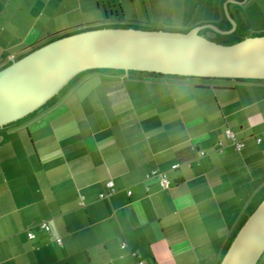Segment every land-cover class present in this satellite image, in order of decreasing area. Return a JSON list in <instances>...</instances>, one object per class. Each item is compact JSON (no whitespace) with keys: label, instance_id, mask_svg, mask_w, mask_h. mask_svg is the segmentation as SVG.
I'll use <instances>...</instances> for the list:
<instances>
[{"label":"crops","instance_id":"obj_1","mask_svg":"<svg viewBox=\"0 0 264 264\" xmlns=\"http://www.w3.org/2000/svg\"><path fill=\"white\" fill-rule=\"evenodd\" d=\"M254 1L143 0L170 12L226 4L238 17ZM97 4L0 0V70L110 22H94ZM196 26L236 32L226 16ZM58 97L0 129V264H136L130 251L146 264H221L264 201V81L109 70L84 74ZM152 171L167 173L170 188L147 180ZM110 181L115 194L100 199ZM42 223L51 231L36 227L30 240Z\"/></svg>","mask_w":264,"mask_h":264},{"label":"water","instance_id":"obj_2","mask_svg":"<svg viewBox=\"0 0 264 264\" xmlns=\"http://www.w3.org/2000/svg\"><path fill=\"white\" fill-rule=\"evenodd\" d=\"M187 33L97 29L50 42L0 70V129L39 112L79 75L115 70L198 79L264 81V36L234 45L209 26ZM229 34V33H228ZM264 255V201L238 232L221 264H258Z\"/></svg>","mask_w":264,"mask_h":264},{"label":"rangeland","instance_id":"obj_3","mask_svg":"<svg viewBox=\"0 0 264 264\" xmlns=\"http://www.w3.org/2000/svg\"><path fill=\"white\" fill-rule=\"evenodd\" d=\"M257 1V0H256ZM254 1L251 5L244 8L241 7L239 10L240 16H236L231 9L228 11L226 4L223 8H215L212 4L209 8L203 7L199 11H195L194 8H183L179 7L174 12L166 11L165 9H155L145 5L143 0H98L100 9L96 8L94 14H91L94 22L97 20L107 21V17L110 22L89 24L83 26L81 30L97 29L101 27H112L119 26L123 28L143 30V31H162L170 30L177 32H189L196 28L197 24L203 20H218L220 17L226 16L227 22L230 23L233 33H220L216 38L212 40L220 45H234L247 38L259 37L264 35V1L258 0L256 4ZM208 2V0H203ZM235 17L234 21L232 17ZM82 20V19H81ZM80 20V21H81ZM196 26V27H195ZM211 33V28L208 26L200 32V34L206 36ZM188 82H212L202 81V79L193 78L187 80ZM72 81V83H74ZM70 85L66 87L69 88ZM66 89L59 95L62 96ZM58 97V98H59ZM57 98V99H58ZM233 133L234 130L232 131ZM236 134V133H235Z\"/></svg>","mask_w":264,"mask_h":264},{"label":"built area","instance_id":"obj_4","mask_svg":"<svg viewBox=\"0 0 264 264\" xmlns=\"http://www.w3.org/2000/svg\"><path fill=\"white\" fill-rule=\"evenodd\" d=\"M226 138L232 142V144L235 146V148L238 150V151H242L245 147H246V144L242 141H240L237 136L235 135V133H233L231 130H227L226 131ZM258 143H261V139H258L257 140ZM219 151L220 152H223V142H220L219 144ZM202 155H205L204 152H202ZM147 180H151V179H156L158 180V183L160 185V187L163 189V190H167L170 188L171 186V182H170V179H169V176L167 173H164V172H160V171H152L151 173H149L147 176H146ZM106 187H107V190L108 192L107 193H102L100 194V199H107L109 198L110 196H112L113 194H115L116 192V189H115V185H114V182L113 181H110V182H107L106 183ZM132 193L129 192V195H131ZM36 227H39L41 230L45 231V232H50L51 231V227L47 224V223H42V224H39L38 226H35V225H32L28 231V238L30 240H34L36 238V234L34 233V229ZM61 240H59L58 242H60ZM121 248L123 250H128V244L127 243H123ZM130 255L136 259L137 263L136 264H146L143 260H138V254L136 252H132L130 251Z\"/></svg>","mask_w":264,"mask_h":264},{"label":"trees","instance_id":"obj_5","mask_svg":"<svg viewBox=\"0 0 264 264\" xmlns=\"http://www.w3.org/2000/svg\"><path fill=\"white\" fill-rule=\"evenodd\" d=\"M105 28H112V29H129V28H123V27H119V26H112V27H101V28H97V29H105ZM97 29H91V30H97ZM90 31V30H89ZM183 33H187V32H183ZM264 36V35H263ZM67 37V36H66ZM259 37H262V35L261 36H259ZM64 38V37H63ZM101 71H109V70H97V71H89V72H86V73H84V74H87V73H95V72H101ZM120 72H124V71H120ZM135 73H138V74H149V73H142V72H135ZM84 74H81V75H79L77 78H75L74 80L76 81V80H79L80 79V77L81 76H83ZM152 75H156V76H159V77H163V78H175V79H177V80H190V79H193V78H185V77H171V76H164V75H159V74H152ZM73 80V81H74ZM202 81H212V82H238V81H260V80H238V79H202ZM72 82L69 84L70 86H69V88L72 86ZM69 88L68 89H66V91L65 92H67L68 90H69ZM64 89V90H65ZM63 90V91H64ZM63 91L61 92V93H63ZM64 92V93H65ZM49 103H51V102H49ZM42 110V109H41ZM40 110V111H41ZM39 111V112H40ZM39 112H36V113H34L33 115H31V116H34V115H36L37 113H39ZM31 116H29V117H31ZM28 117V118H29ZM264 256V255H263ZM263 258V257H262ZM261 258V259H262ZM261 261V260H260ZM260 263V262H259ZM258 263V264H259Z\"/></svg>","mask_w":264,"mask_h":264}]
</instances>
